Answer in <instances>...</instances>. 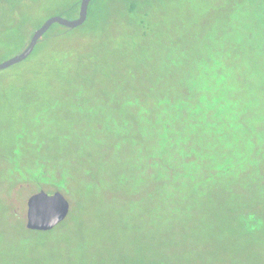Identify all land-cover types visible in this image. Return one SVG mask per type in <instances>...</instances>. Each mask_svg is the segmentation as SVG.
Segmentation results:
<instances>
[{"label": "rangeland", "instance_id": "rangeland-1", "mask_svg": "<svg viewBox=\"0 0 264 264\" xmlns=\"http://www.w3.org/2000/svg\"><path fill=\"white\" fill-rule=\"evenodd\" d=\"M115 2L97 0L76 45L50 40L0 71V264H264V197L249 176L264 140L263 27L241 26L227 0H138L142 19L127 27ZM67 9L0 0V61ZM187 89L200 103L169 107ZM169 118L185 150L166 151L167 164L156 142ZM220 154L234 163L212 177ZM166 171L170 183L153 181ZM181 171L201 198L173 210L162 191ZM38 190L68 201L62 232L22 230ZM243 215L262 222L255 234Z\"/></svg>", "mask_w": 264, "mask_h": 264}, {"label": "trees", "instance_id": "trees-1", "mask_svg": "<svg viewBox=\"0 0 264 264\" xmlns=\"http://www.w3.org/2000/svg\"><path fill=\"white\" fill-rule=\"evenodd\" d=\"M65 1L68 4V9L66 11H63V13L68 16L66 18H69V19L75 18L77 16L80 0H65ZM113 4L115 6H117L116 11L121 12L120 15L122 16V19H119V20H121V23H123L125 26L128 27L129 25H131V26L135 27V25H133V24L137 23L138 20L142 19L141 17L139 19L136 18L137 13H139V8H140V4H138V0H117V2H115ZM96 5H97V0H92L90 2L89 6H88V16H87L88 19H89V17L91 19L92 14L94 13V9L96 8ZM89 23L90 22L87 21L83 25H81L80 27H77L75 29H67V28H64L61 26L59 27L57 24L52 25L51 28L48 30V32L45 33V35L38 41L33 52L31 53V55L27 59H30L36 50H40L43 46H45L44 44L50 40L55 41V43L56 42L62 43V46L68 45V46L72 47V45H76V42L78 41V39L83 34H85V32L87 30L86 28L89 25ZM53 26H55V28H53ZM38 27H36V28H38ZM56 27H58V28H56ZM36 28H32V29L26 28L25 32L27 34V37L30 36L31 33L33 32V30ZM11 29H13V27L9 28V30H11ZM28 32H30V33H28ZM26 44L27 43H25V45H23L22 49L26 46ZM218 50H219V53L216 52V54H220L222 52L221 49H218ZM82 52H83V50H82ZM82 52L79 55V58H83ZM67 54H68V51L65 50L64 54H62V55L66 56ZM205 54L206 53L203 54L200 52L198 54L196 53V55H194V59L199 63H203L205 61ZM219 67L224 68L226 66L223 63H221L219 65ZM202 68H203V64H202ZM230 80L234 81V77H232ZM222 83L223 82H221L220 84H222ZM230 92H231V90H230ZM200 98H201L200 95L196 96L193 93H191V91H189L187 89V95L185 97H182L181 99L178 100V102L174 103V105H170L169 107H172V109H173V108L179 107L182 104L185 105L187 102L194 103V101L196 102V104H199ZM156 111L157 110H155L153 112V115L155 114ZM217 113H218V111L215 110L214 106L208 108V110H207V114L208 115L211 114V116H213V117L214 116L217 117ZM173 125H174V122L171 121V118H169V120H167V121H164V122L162 121L159 125V134L157 137L156 149H157L161 159L166 163H167L166 151L174 150L175 152L182 155V153H181L182 150H185L183 142L177 140L176 132L174 131ZM263 125H264V122L262 123V121H260V123L257 125V128H261L260 126H263ZM263 134H264V132H263ZM263 143H264V140L260 139L259 140V145H260L259 150L260 151H258V157L256 158L257 161L251 163V168H250L251 172H250L249 176L255 174L254 175L255 181L257 182V185H258V187L262 193V196L264 197V149L261 148ZM248 144H249V146H248ZM250 144H251V142L247 141V143L245 144V148L250 149ZM248 153L249 152H247V154ZM210 163H211L212 169H211V171H209L208 174L211 175V173L214 171L212 173V177H213V174L215 176L218 175L219 173L221 175L225 174L224 172L228 171V169L231 168L234 161L231 158H229L228 156H226L224 154H220L219 156L213 157V159L211 158ZM219 169L221 171H219ZM17 170H18V168L16 169V171ZM18 173H20V172H18ZM38 173H39V171H38ZM34 175H36V173ZM185 175H186V171H181L180 172L181 178L178 180V183L173 181L175 183V185L172 188L166 187L163 183L164 190L162 191L163 192L162 194H163V196H165V198L168 201H170L172 199V201L169 203H170V207L173 210H176V209L182 208V207L188 208L189 206H187V205H188V202L191 201V199H193L194 205L197 206L198 200L201 198V196L197 194L198 189H200L201 186L196 183L194 178L191 179L190 181H187V178L185 177ZM31 176H33V175H31ZM173 176H175V173H173ZM151 177L153 178L154 182H160V180H164L166 178H167L166 181H168L169 183H170V181H172L171 178L168 177L167 171L163 172V173L155 172V176H151ZM207 179H208V177H207ZM205 183L208 184V186L214 185V183L211 180H209V181L206 180ZM204 188H206V187H204ZM178 191H179V195L177 196ZM175 197L177 199H175ZM238 222L240 223V225L242 227L245 228V231L250 233L251 235L255 234L260 229L261 224H262L261 221H258L256 223L254 220L249 219L247 215H243V217L238 216ZM63 223L64 222L57 225L54 228V230H58V231L62 232L63 228L61 225ZM23 225L24 226L22 227V230L25 231L26 233L27 232L28 233H38L37 231L27 230L25 228V224H23ZM54 230L52 229V231L51 230L50 231L53 232ZM51 232H47V233H51ZM18 239L22 244L23 243L25 244L28 241H30L29 240L30 238H28V235H25V234H23V235L20 234L18 236Z\"/></svg>", "mask_w": 264, "mask_h": 264}, {"label": "water", "instance_id": "water-1", "mask_svg": "<svg viewBox=\"0 0 264 264\" xmlns=\"http://www.w3.org/2000/svg\"><path fill=\"white\" fill-rule=\"evenodd\" d=\"M91 1L80 0L75 18L68 19L60 15L48 17L38 28L33 30L26 46L19 53L0 61V71L26 60L52 25L57 24L67 29H75L83 25L87 20L88 6ZM68 213L69 203L59 190L52 194L39 190L26 200L25 228L29 231H50L63 222Z\"/></svg>", "mask_w": 264, "mask_h": 264}, {"label": "flooded vegetation", "instance_id": "flooded-vegetation-1", "mask_svg": "<svg viewBox=\"0 0 264 264\" xmlns=\"http://www.w3.org/2000/svg\"><path fill=\"white\" fill-rule=\"evenodd\" d=\"M227 3L228 8H230V13H233L234 11L236 12L237 10L236 13L243 15H240L241 18L239 23L241 26L246 25L249 28H254V26H258V24H260V26L264 29V0H227ZM259 31L260 33H264V30ZM246 38L251 41V34L246 33Z\"/></svg>", "mask_w": 264, "mask_h": 264}]
</instances>
